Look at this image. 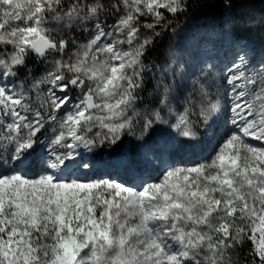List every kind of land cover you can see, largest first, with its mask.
<instances>
[{
	"label": "snow or ice",
	"instance_id": "obj_1",
	"mask_svg": "<svg viewBox=\"0 0 264 264\" xmlns=\"http://www.w3.org/2000/svg\"><path fill=\"white\" fill-rule=\"evenodd\" d=\"M255 3L0 0V264H264V44L234 24L264 33ZM210 9L239 51L181 90L153 53ZM157 126L212 152L139 185L82 178L125 137L164 165Z\"/></svg>",
	"mask_w": 264,
	"mask_h": 264
},
{
	"label": "rangeland",
	"instance_id": "obj_2",
	"mask_svg": "<svg viewBox=\"0 0 264 264\" xmlns=\"http://www.w3.org/2000/svg\"><path fill=\"white\" fill-rule=\"evenodd\" d=\"M239 48L240 44L233 43L230 36L225 33L219 34L214 31L197 29L193 30L181 45L169 54L163 66H167L168 63L175 60L177 74L174 82L181 90L189 89L192 78L199 73L202 66L213 65V72L222 70L236 56ZM249 55L251 56V53ZM179 65H183L182 72L179 70ZM169 79H172L171 76ZM145 105L138 104L141 110ZM216 127L218 128L216 135L219 137L225 131L223 122H219ZM173 136L174 134L165 126H157L153 135L146 142L147 145L159 148V155L164 161V165H161L159 161H153L148 146L132 137H125L123 142L114 148L104 147L95 153H86V158L93 160L96 167L82 178L110 177L117 181L127 182L122 178V166L125 165V159H132L146 170L147 175L134 182L139 185L142 181L155 180L159 175L161 166H190L203 162L208 158L215 144V140H210L208 137L195 141L176 138L180 147L179 150L173 151L171 148ZM105 173L106 175L102 176Z\"/></svg>",
	"mask_w": 264,
	"mask_h": 264
},
{
	"label": "trees",
	"instance_id": "obj_3",
	"mask_svg": "<svg viewBox=\"0 0 264 264\" xmlns=\"http://www.w3.org/2000/svg\"><path fill=\"white\" fill-rule=\"evenodd\" d=\"M256 16L259 19V12L264 5L259 3V0H256ZM221 13L218 9H210L205 12L197 11L192 17H190L180 28L177 29L176 35L168 36L164 39L162 44L159 46L157 50L153 53L154 58L157 60L158 64L163 66L166 62L169 54L175 50L181 43L188 37V35L197 29H202L203 31H214L216 33H224L218 27V21L220 19ZM236 26V31L239 35L244 36L247 40L252 42V46H254L257 51H259L262 44H264V33L261 32L260 29H252V26L245 27L242 21L236 20L234 22ZM233 25H228V28L231 29ZM227 35L230 36L232 42H234L233 35L229 30ZM243 43V41H241ZM149 89H151L152 85L149 84ZM150 97L145 94V98L143 101L139 102V104L145 105L150 101ZM127 138V137H126ZM123 178L127 182L133 183L138 176H142L143 174L140 172V167L136 164L135 161L129 159L127 166L122 168Z\"/></svg>",
	"mask_w": 264,
	"mask_h": 264
}]
</instances>
